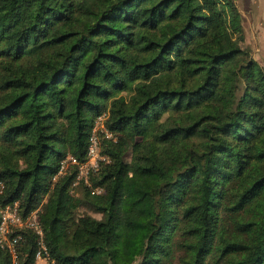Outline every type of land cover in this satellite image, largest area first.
<instances>
[{"label":"trees","instance_id":"obj_1","mask_svg":"<svg viewBox=\"0 0 264 264\" xmlns=\"http://www.w3.org/2000/svg\"><path fill=\"white\" fill-rule=\"evenodd\" d=\"M245 38L236 0H0V203L41 208L53 264H264V63ZM102 114L109 160L90 183L57 175ZM17 231L0 264L35 262Z\"/></svg>","mask_w":264,"mask_h":264},{"label":"built area","instance_id":"obj_2","mask_svg":"<svg viewBox=\"0 0 264 264\" xmlns=\"http://www.w3.org/2000/svg\"><path fill=\"white\" fill-rule=\"evenodd\" d=\"M106 114L100 115L93 127L88 146V157L85 161H80L76 156L67 154L62 160L57 175L66 173L70 165H77L78 173L75 184L81 182L90 183V175L93 171L99 170L101 163L109 160L108 156L102 153L101 137H112V132L105 125ZM57 175L54 177L56 178ZM4 189V183L0 181V193ZM95 191L100 193L102 188L97 187ZM41 208L23 216L19 210L18 202L2 204L0 203V245L7 249L17 263L19 243L23 239V234L17 230L29 229L38 235L39 250L36 253V260L32 264H53L54 258L50 253L49 246L45 238V230L40 220Z\"/></svg>","mask_w":264,"mask_h":264},{"label":"rangeland","instance_id":"obj_3","mask_svg":"<svg viewBox=\"0 0 264 264\" xmlns=\"http://www.w3.org/2000/svg\"><path fill=\"white\" fill-rule=\"evenodd\" d=\"M236 2L244 14L245 44L252 51L253 56L261 63H264V8L262 6L254 8L256 13L262 15L261 17L258 16L255 23L253 17L255 12L252 10L253 0H236ZM259 4H261L260 1L258 2ZM254 25H259L260 29L255 28Z\"/></svg>","mask_w":264,"mask_h":264},{"label":"crops","instance_id":"obj_4","mask_svg":"<svg viewBox=\"0 0 264 264\" xmlns=\"http://www.w3.org/2000/svg\"><path fill=\"white\" fill-rule=\"evenodd\" d=\"M260 1V3L261 4H259L258 5V2ZM263 3V4H262ZM263 7L264 8V0H253V8H252V10L254 11V8L256 9V8H259V7ZM255 12V11H254ZM258 16H262L261 14H259V13H256L255 12V14L253 13V17H254V19H255V23H256V20H257V18H258ZM259 17V18H260ZM263 18V17H262ZM255 26V28H259L260 29V27H259V25H254Z\"/></svg>","mask_w":264,"mask_h":264}]
</instances>
